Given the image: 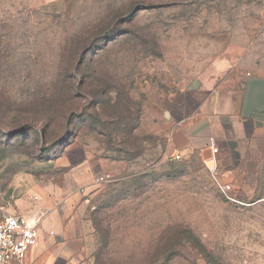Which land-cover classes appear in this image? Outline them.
Here are the masks:
<instances>
[{
	"label": "rangeland",
	"instance_id": "374dc122",
	"mask_svg": "<svg viewBox=\"0 0 264 264\" xmlns=\"http://www.w3.org/2000/svg\"><path fill=\"white\" fill-rule=\"evenodd\" d=\"M250 78L264 0H0V219L53 192L73 225L31 264H264Z\"/></svg>",
	"mask_w": 264,
	"mask_h": 264
},
{
	"label": "crops",
	"instance_id": "0c3cea01",
	"mask_svg": "<svg viewBox=\"0 0 264 264\" xmlns=\"http://www.w3.org/2000/svg\"><path fill=\"white\" fill-rule=\"evenodd\" d=\"M243 107V106H242ZM250 119V117H246ZM256 119V118H255ZM256 123H264L258 119L254 120ZM189 130H178L176 135L186 141H189ZM175 143L177 144L178 142ZM72 176L80 181V190L84 201L89 200V194L91 190V184L95 177L90 169V165H85V168L81 170H74ZM53 192H47L46 198L42 199L40 203L21 210V215L27 217L38 216L40 218V244L34 249L43 255V253L50 251L53 247L59 246L66 251L69 250V241L72 238L73 225L71 220V212L69 210V198L61 199L52 194ZM85 205V203H83ZM33 207V208H32ZM32 251V253L34 252Z\"/></svg>",
	"mask_w": 264,
	"mask_h": 264
},
{
	"label": "built area",
	"instance_id": "2783aa9c",
	"mask_svg": "<svg viewBox=\"0 0 264 264\" xmlns=\"http://www.w3.org/2000/svg\"><path fill=\"white\" fill-rule=\"evenodd\" d=\"M39 226L38 216L14 214L0 219V264H31L32 251L40 244Z\"/></svg>",
	"mask_w": 264,
	"mask_h": 264
},
{
	"label": "water",
	"instance_id": "95a60500",
	"mask_svg": "<svg viewBox=\"0 0 264 264\" xmlns=\"http://www.w3.org/2000/svg\"><path fill=\"white\" fill-rule=\"evenodd\" d=\"M264 121V79L250 78L242 107V117Z\"/></svg>",
	"mask_w": 264,
	"mask_h": 264
}]
</instances>
